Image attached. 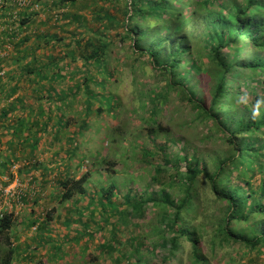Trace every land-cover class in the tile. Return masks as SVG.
<instances>
[{"label": "trees", "instance_id": "1", "mask_svg": "<svg viewBox=\"0 0 264 264\" xmlns=\"http://www.w3.org/2000/svg\"><path fill=\"white\" fill-rule=\"evenodd\" d=\"M40 2L42 7L66 10L73 6L77 11H86L92 0ZM110 2L123 4L124 8L114 14L97 10L103 16L96 21L98 29L113 36L98 29L94 33L89 30L88 39L76 41L84 43L82 50L74 49L69 40L67 48L72 49L63 51V38L37 30L42 10L0 6V18L4 21L0 25V176L6 177L8 183L12 181L9 171L14 161L22 163L20 156L13 157L16 151L23 158L36 160V152H42V146L58 145L59 149L63 146L64 157L58 159L63 172L53 179L51 200L67 206L76 196H86L91 171L78 179L68 173L72 163L77 168L83 165L85 156L80 154L76 161L80 139L92 128L91 121L97 125L101 115H114L115 105L123 107L125 100L119 91H124L125 96L135 93L137 87L135 111L140 116L139 129L146 133V141L136 139L138 144L135 141L129 144L131 156L137 151H148L143 145L158 135L170 134V126L164 127L157 121L159 115H166L172 101L177 110L183 106L184 110L193 111L191 121L178 127L197 120L208 127L202 140L216 138L222 148L214 156L211 168L197 152L191 156L186 153L184 140H179V147L171 157L158 147L161 157L160 163L153 167V177L158 176L173 195L164 190L119 195L116 185L108 181L99 192H92L90 206L84 208L89 214L93 209L92 219L96 210L98 219L100 213H105L104 205L114 210L99 219L100 229L108 238L99 249L112 256L115 264H182L184 253L190 264H210L204 254V243L212 238L210 253L221 251L228 255L238 249V255L241 249H247L264 256V0ZM118 14L124 18L118 19ZM60 15L88 29L89 23L77 13ZM197 16L208 19L203 32L198 36L184 35L183 31L192 28ZM144 40L149 41L148 46H143ZM117 45L122 47L120 60L115 54ZM48 48L51 52L46 53ZM120 66L127 69L129 82L124 79L127 73L119 74ZM144 74L148 79L137 83V77ZM20 91L26 93L9 102ZM110 99L115 104L108 107ZM76 104L80 120L76 129L70 131L73 121L66 117L72 115ZM143 114L146 117H141ZM147 153L151 156L150 152H143ZM93 157H98L97 153ZM25 167L18 168L16 175L30 174L34 166ZM42 170L51 172L47 167ZM256 176L259 180H255ZM42 178L46 184V176ZM200 185L204 186L203 191ZM19 201L23 208L30 203L25 196L19 197ZM76 205L71 204L73 210ZM157 208L160 209L157 223L150 228H157L156 238L149 229L142 234L149 241L153 239L152 247L145 245L146 241L134 228H130L131 235L124 240L117 235L119 228L132 222L128 217L135 218L137 214L138 221L146 217L148 209ZM16 214L3 212L0 216V249L6 246L0 253V264L33 261L37 255L33 251L38 252L37 247L32 250L31 239L25 240L23 257L18 254L13 223L20 214ZM24 217L21 227H34V235L41 240L40 233L48 232L44 229L52 219L43 223L44 219L40 221L32 210ZM68 217L56 216L64 226L75 221L70 222ZM91 224L89 217L80 218L76 224L80 229L76 234L79 240L94 237ZM142 224L139 221L135 226ZM124 232L128 234V230ZM74 237L68 240L71 242ZM54 242L48 239L45 244H55L52 247L55 255L61 253L63 244ZM38 259L33 264L47 262V258Z\"/></svg>", "mask_w": 264, "mask_h": 264}, {"label": "rangeland", "instance_id": "2", "mask_svg": "<svg viewBox=\"0 0 264 264\" xmlns=\"http://www.w3.org/2000/svg\"><path fill=\"white\" fill-rule=\"evenodd\" d=\"M110 1L111 0H92V2H89V8L86 11H77L73 6L67 7L66 10L60 8L57 9L56 7L51 6H41L40 10H42V12L39 15L40 21L36 28L41 33H47V35L50 36L55 35L57 37L63 38V41L61 42L62 51L68 48L72 49V46L74 47V49L76 48V50H82L84 47V43L79 42L78 44H76V41L77 39L81 38L88 39L90 37L89 30L93 31V33L96 32V30L98 29L96 19L103 16V13L97 10L105 9L106 12L114 14V11L119 12V10L124 8L123 4L119 5ZM75 6H78V4L76 3ZM66 13L70 16L77 13L79 17L81 16L85 18L86 22L89 23L88 29L83 25H80L77 21L75 23H70L68 22V20H70L69 18H66L67 20H64L60 14ZM56 15L57 17L55 18ZM122 18H124V16L118 14V19L122 20ZM195 18L197 20L194 22L192 28L189 26L183 31L184 35L187 34L188 36L189 34H193L194 36H198L203 32L205 25L208 24V19L201 16H197ZM46 20L48 22H45ZM2 22L4 21L0 18V25L2 24ZM102 25L103 26L101 27L103 28L105 26V23L103 22ZM100 31L108 35L112 34L110 32L107 33V31L99 28L98 32ZM111 36H113V34ZM69 40L70 42H73L71 43L73 45L67 48ZM142 44L143 46H148L149 41L144 40ZM114 49L117 60H120L119 58L122 54L120 50L122 49V47L120 45H117L114 47ZM49 52H51L50 48H48L46 53ZM121 71L127 73L125 74L124 79L129 82L130 78L127 69L124 68V66H120L119 74L121 73ZM137 79V83H140L141 81L145 82V79L148 78L147 75L144 74L143 77L138 76ZM135 89V93H128L125 96H123L124 91H119V94H122L121 99L125 100L123 102V107L118 108V106L115 105V107L113 108L114 115H101L100 120L97 121L99 123L97 125L94 123V121H91L90 125L92 126V128L84 133V136L80 139L81 145L78 150L79 155L77 154L76 156V161L80 159V154L81 157L82 155L85 156L83 157V165L77 168L75 162L72 163L71 165H69L71 166V170H68V173L69 176H73L78 179L79 176L83 173L91 171L90 181L86 187V194L89 197H87V195L84 197L76 196L73 201L67 204V206H60L58 204V201L51 200L54 192V186L52 185L53 179L57 174L63 172L61 171L62 169L58 167V159L64 157L62 148L63 146L60 149L58 145H55L53 147H49L48 145L42 146V152H36V160L23 158V156H21L22 153L19 152V155L17 151L14 153V156L16 158L20 156V162H22L17 163V161H14L13 165L17 167V170L18 168H23L24 166L30 168L31 165H33L34 167L33 169L31 168V175L26 173L16 175L17 170L11 169L9 173L12 174L13 179L10 183H8L6 177L0 176V198L3 200L4 205L6 206L7 210L10 211V213L20 214V217L18 216L17 221H14L13 223L15 228L14 230L16 231L17 236V241L15 240L16 242H13L15 243V248L18 254H21L20 257H23L24 255L23 245L25 244V240L28 241L32 239V241L30 242L32 250H34V247H37L38 249V252L33 251L37 253V255H35L36 258H34L33 261L27 260L26 262H17L16 264H30L29 262L33 264V262H36L37 260H39L38 258L41 257L47 258V262L45 264H115L113 263L114 259L112 258V256L99 249L100 244L103 241L108 240V238H106V234L103 233L100 229L102 223L99 222V219L101 217V219H103L104 216L102 215L109 214V211L113 212L114 210L112 209V206L109 207L108 205H104L103 209L105 210V213H100L101 217H99L98 219L97 215L95 214L97 212L96 210L94 212V218L92 219L91 217L93 214V209L91 210V214H89L88 211H85L84 209L87 208V206H90L91 202H89V199H93L92 192L97 193L108 182H113L119 191V195H126L128 192H131L132 194L136 192L138 194L144 195L151 194L152 192L160 193L163 190L165 191V193L173 195L174 192L167 188L166 184L161 181L158 176H156L155 178L153 177V167L157 166L160 163L161 156L157 148H164L166 150V154H170L171 157L173 151L176 150V147H179V140H184L187 142V154L191 156L192 154L195 155L194 153L197 152L198 157L210 167L214 164H212L213 158L214 156H216L218 150H221L222 148L219 144V141L216 140V138H213L208 142H205L204 139L202 140L203 134H207L208 127L204 124H201L197 120H195L192 125H189L188 123L182 128L178 127L179 125L182 126L191 121L193 117V111L184 110L183 106H180L177 110L175 108V101L171 102V106L170 108H168V112L166 113V115H159V120L157 121L164 127L170 126V134H168V136H164L162 134L158 135L155 140L149 141L146 145H143V147H146L148 151L144 150L141 153L137 151L134 157L131 156V151L128 147L129 144H131L133 141L136 142V139H140V141H146L144 137L146 133L139 129L142 126L140 116L137 115L135 111L137 106L135 94L138 88L136 87ZM198 89H200V87H198ZM25 93L26 92L20 91L19 93L12 95L9 98V102L15 99L18 95ZM77 104L72 110V115L66 117L67 120L73 121V123L70 125V128H68L70 131L76 129V126L80 120V117H78V110L80 108ZM114 104L115 101L111 99L107 102L108 107ZM1 107L3 106L1 105ZM172 113H174V116H172ZM143 116L146 117V115L144 114L141 117ZM146 125L148 126V123H146ZM65 142L66 140L63 143ZM114 145H117V148H114ZM191 151L192 153H190ZM143 152H150L151 156H149L148 153L147 155H144ZM96 153L98 157L94 158L93 156H95ZM28 164L29 166H27ZM42 167H47V169H49V171L51 172L44 173ZM42 176H46V184ZM202 178V176L199 177V180H202ZM255 180H259V176H256ZM4 184H7V186H4ZM200 186L203 191L204 186ZM3 190H5V192L15 194L16 196L18 195L19 197L25 196V198L30 203L27 206L24 205L23 208V205H21L20 201L18 203L16 202L15 195H13L8 200L7 197H3ZM118 193L113 195L114 199L117 198ZM49 195L50 197H48ZM175 199L177 200V196H175ZM5 201L11 207L8 206ZM31 202L33 203V206ZM76 202H79L80 204L76 205ZM72 203L76 205V210H73V207H71ZM85 205L87 206L85 207ZM68 208L70 209V212ZM31 210L35 213L36 218H38L40 221L44 219L43 223L45 221H48L49 219H52L50 222H48L46 228L44 229L48 232L45 234L40 233L39 236H42L41 240L37 239L38 237L36 236V234L34 235V227H28V229L24 228V226L21 227L22 222L25 218L24 216H29ZM5 212L7 213V211ZM68 212L70 213L69 217L67 215ZM159 212L160 209L158 208L154 210L148 209L146 217L141 220L139 218L138 221H136L135 219L138 218L137 214L135 215V218H132L129 215L130 217H128V219L132 220V222H129L127 227L125 228H119V232L117 233V235L121 237L122 240H124L131 235L130 228H134L140 233L139 236H141L142 238L144 236L142 235L144 234V230L148 231L149 229V232L152 233L154 238H156L157 228H150L157 223V215L159 214ZM59 215L67 216L70 222L73 219L75 221L71 222L69 226H64L62 225V222L56 218V216ZM51 216L53 217L50 218ZM84 216L89 217L90 223L94 224V227L91 231L92 234H94V237H89L88 239L87 237H84L79 240L78 235L76 234L78 233V230L80 231V229L76 227V224H78L80 218H83ZM117 217L118 216H116V218ZM139 221L143 222V224L135 226L139 223ZM93 224H91L90 226L92 227ZM19 226L20 229L17 230L16 227ZM14 230L11 231V234L12 232H14ZM124 230H128V234L124 232ZM108 235H111V233L109 232ZM71 236H75L77 238L75 239L74 237V239L70 242L68 239ZM145 236H149V233H145ZM205 236L206 238H209L210 234L206 233ZM48 239H52L56 243L63 244L61 253H59L58 251L56 253L57 255H54L55 252L52 247H54L55 244H45V241ZM211 239L212 238L206 239V242L204 243V254L209 257L210 264H264V256L258 255L257 252L252 250L249 252L247 249H241L238 255V249L229 253L228 255H226L225 252L222 253L221 251L210 253ZM142 240L144 243L146 241V246H153V239L149 241L147 240V238L143 237ZM36 244L37 246H35ZM39 245H41V247ZM5 248L6 246L1 247L0 253H3ZM243 253H245V255H243ZM182 264H190L186 253L183 254Z\"/></svg>", "mask_w": 264, "mask_h": 264}, {"label": "built area", "instance_id": "3", "mask_svg": "<svg viewBox=\"0 0 264 264\" xmlns=\"http://www.w3.org/2000/svg\"><path fill=\"white\" fill-rule=\"evenodd\" d=\"M41 3L42 2H40V0H0V6L10 5V6H17L18 8L30 7L32 11H39L41 8ZM12 169L17 170V167L15 165H12ZM13 195L15 194H12L10 192H5V190H3V197H7V200L11 198ZM16 202L17 203L19 202L18 195L16 196ZM6 204L10 206L7 202ZM5 211H7V213H10V211H8L6 206L4 205L3 200L0 198V216Z\"/></svg>", "mask_w": 264, "mask_h": 264}, {"label": "crops", "instance_id": "4", "mask_svg": "<svg viewBox=\"0 0 264 264\" xmlns=\"http://www.w3.org/2000/svg\"><path fill=\"white\" fill-rule=\"evenodd\" d=\"M8 154H10L9 152H8ZM14 158H16L15 156H13ZM0 158H1V154H0Z\"/></svg>", "mask_w": 264, "mask_h": 264}]
</instances>
